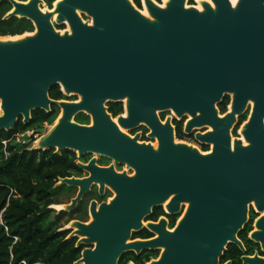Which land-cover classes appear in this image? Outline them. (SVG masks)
<instances>
[{
	"label": "water",
	"instance_id": "95a60500",
	"mask_svg": "<svg viewBox=\"0 0 264 264\" xmlns=\"http://www.w3.org/2000/svg\"><path fill=\"white\" fill-rule=\"evenodd\" d=\"M6 1L13 10L5 18L28 19L36 32L0 40V131L10 132L20 118L29 125L33 111L50 112L57 105L63 109L58 125L48 134L35 130L42 139L34 150L99 153L136 172L117 174L93 160L80 165L92 171L90 178L60 181L79 189L62 209L67 212L93 182L101 194L105 184L116 193L110 203L92 202V222L68 227L77 246H86L75 264H119L126 253L159 250L160 257L147 264H218L229 242L243 247L237 235L249 203L264 209V0H239L235 7L230 0H212L215 8L204 2V12L186 8V0H169L166 8L146 0L152 19L131 0H62L56 23L68 22L71 33L56 31L54 13H43L41 0ZM77 11L92 17L93 25ZM56 86L81 101L51 99ZM228 95L231 111L221 117L218 106ZM125 99L128 117H119L120 125L148 124L160 141L156 150L130 139L112 121L106 103ZM250 101L253 111L242 131L249 145L235 140L232 151L231 128ZM166 110L191 117L187 132L211 126L213 132L197 138L212 143V153L175 144L170 123L163 126L157 116ZM83 111L92 116L91 127L73 121ZM170 198L171 214L189 205L174 231L164 218L147 221ZM258 227L264 228V218ZM143 229L155 238L134 240Z\"/></svg>",
	"mask_w": 264,
	"mask_h": 264
},
{
	"label": "trees",
	"instance_id": "16d2710c",
	"mask_svg": "<svg viewBox=\"0 0 264 264\" xmlns=\"http://www.w3.org/2000/svg\"><path fill=\"white\" fill-rule=\"evenodd\" d=\"M11 8L8 1L0 2V37L33 32L34 26L28 19L5 18ZM49 95L53 100L65 98L60 86L51 89ZM229 104V98H225L219 105L222 114ZM111 111L117 114L121 106L112 105ZM55 117V111L36 110L32 112L28 126L20 119L10 132L0 131V264H23V261L27 264H75L86 248L77 246L78 238H70V231L61 230L64 222L84 221L80 215L76 217L79 211L70 214L62 211L52 219L55 211L50 208L60 204L53 197L65 189L55 185L77 169L76 156L70 151L60 155L54 149L30 152L27 148L31 144L16 142L17 135L41 127L45 122L52 124ZM77 120L81 124L87 123L84 115ZM163 214L162 209H155L147 221L157 222ZM170 226L173 228L174 224ZM152 236L147 229L134 233L135 239ZM158 258L159 251H145L140 255L130 252L122 256L119 264H147Z\"/></svg>",
	"mask_w": 264,
	"mask_h": 264
},
{
	"label": "flooded vegetation",
	"instance_id": "af4514ba",
	"mask_svg": "<svg viewBox=\"0 0 264 264\" xmlns=\"http://www.w3.org/2000/svg\"><path fill=\"white\" fill-rule=\"evenodd\" d=\"M41 1H42V3H40L39 6H40V9L43 13H45V11L42 9V5H44V4H47L48 12L54 13V15L51 19V22H52L53 26L55 27L56 31L62 32L61 30H64V32H62V33H65V32L71 33L70 26H69L68 22L65 21L63 24H60V25L55 23L57 21V18H58V13L56 12V10H57L59 3L62 2V0H41ZM131 1L137 10H139L144 16L152 19L149 15L147 6L145 5L146 0H138V1L137 0H131ZM153 1L156 4H158L160 7H163L165 5V1H167V0H159V1L153 0ZM230 1L236 2V0H230ZM22 2H28V0L22 1ZM203 2H205V0ZM187 5L189 7H193V8L198 9L200 12H204V10L200 8L199 0H186V6ZM12 10H13V6H12L11 10L8 12V14ZM79 12H81V11H77V14L83 20V22L88 23L90 26H92L93 25L92 17L88 16L86 13L81 12V14H80ZM32 24H33V22H32ZM56 25H58V26H56ZM33 26H34V24H33ZM35 30L36 29L34 27V31L31 32L32 33L31 35L34 34ZM25 34H30V33H25ZM60 90L63 93V95L65 96V98L61 99V100H57V101H62V100H65L68 102L74 101L71 99V97L76 96L77 94L66 95L65 92H63V89L61 86H60ZM127 103H128L127 99L122 100V101H117V102L106 103L107 112L111 116L112 121L117 125L119 130L122 133H124L125 135H127L130 139H136L137 138L138 144H145L147 146L150 145L153 149L156 150L157 148H159L160 141H159L158 137L152 136L154 133V130L148 124L140 123L136 127L131 128V129L123 128L120 125L118 118L119 117H128ZM230 103H231V101H230ZM112 105H117V106L120 105L121 111L117 114L113 113L111 111ZM218 109H219V106H218ZM53 111L56 112V117H55L54 121L57 122L58 119L62 116L63 109L57 105H54L51 107L50 112H47V113H51ZM229 111H230V104L227 106V111L225 113L222 114L220 112V116L224 117L225 114L228 113ZM252 111H253V104L250 101L248 103V106H247L243 116L241 118H239L237 120V122L233 125V127L231 128L230 133H231L232 151H234L235 140L242 141L244 147H247L249 145V142H247L245 140L244 135L242 134V131H243L244 127L249 123ZM81 115H84L86 117V119H87L86 124H81L78 122L77 118ZM157 116H158L159 122L163 126H166L167 123H170V125L172 127V134H173L175 144L188 145L194 149H197L203 155H208V154L212 153L214 145L212 143L202 142L197 138V134H199V133L202 135H205L208 132H213L214 130L211 126L206 125V126H203L202 128L194 127L191 132H187L186 127H187L188 122L191 119V117L189 115L179 117L172 110H166V111H157ZM20 119H22V118H20ZM54 121H53V123L56 124V122H54ZM73 121L80 124V125H85L88 127H91L94 124L92 116L89 115L88 113H86L85 111L74 116ZM49 125H51V124L45 122L41 127L29 129V130H31L30 132L32 135L30 137L31 140L29 142L19 141L20 140L19 136L22 135L24 132L22 134L17 135L16 142L21 144V145L31 144L27 148V150L30 152L34 151L33 145L39 140V138H40L39 136H42V135L36 134L35 130L45 129V131H46V128ZM263 125H264V120H263ZM26 126H28V125H26ZM234 128H235V130H234ZM125 130L127 132H124ZM233 130H234V132H233ZM27 131H25V132L27 133ZM234 135H235V137H234ZM54 150H55V153H57V150L56 149H54ZM65 151H70V152L74 153V155L76 156V160H77L76 161L77 169H75L72 172V175L70 177H67V178H75V179H80V180L90 178L92 175V171H89L88 169L82 168L80 165L89 166L93 160L96 161L95 162L96 167L100 168V169H113L115 173H117V174L126 173L129 177H133L136 174L135 170L132 167H129L127 164H120L117 161H115L114 159L106 157V156L101 155L99 153H86L83 156H80L78 151H71V150H65ZM65 151H62L61 154ZM62 179H65V178L59 179V181L56 183L55 187L56 188L57 187H64L63 189H65V190L53 197V199L58 200L60 202V204H53L50 206V208L53 209L54 211H55V209L53 208V206H55V208H57V209H61L58 213H56V211L53 213V214H55V216L58 215L60 212L64 211V210H62L64 208V206H60V205H63L64 199L71 200V202H72V200L74 198H76L78 193H79L78 188L69 187L67 185H61L60 181ZM100 187L101 186L99 183L93 182L89 188V191L85 193V195L82 197V200L78 203L76 208L70 212L64 211L68 214H70L74 211H79V213L76 214V217L80 215L84 219V221L73 219V220L69 221L68 223L64 222V227L66 225H69L70 223L72 224V222H74V221H79V222H82L84 224H88V223H86L88 218L89 217L92 218L91 211H90V207H91L92 202H96L97 206L99 207L103 203H110V201L116 197V196H114L112 198L111 195L112 194L116 195V193L114 192V190L109 185H107V184L104 185V194L100 193ZM171 199L172 198H170L168 201H166L159 208V209L163 210L164 214L161 215L160 218L158 219V221L161 218L166 219L168 221V228L170 229V231L175 229V227L178 225L181 218L185 215L187 208L189 206L187 203L186 204L182 203L180 212L171 214L167 210V205L171 201ZM263 218H264V209L262 211L259 210L255 201L250 202L248 205L247 222L245 223V225H243L242 230L237 235V238L243 247H241V246H239L233 242H229L228 245H226L225 250L223 251V255L219 258L218 264H251V263L252 264H262L260 262L248 263L245 261V258H248V259H255L256 258V259L264 260V241L262 238V236H264V228L258 227V224L260 223V221ZM172 223L174 224L173 228H171V226H170ZM63 228L61 230H68V231H70V234L72 233V230L68 229V227L66 229H63ZM140 232H138V233H140ZM244 232H246V233H244ZM256 233H259L260 238H258V239L254 238V234H256ZM151 234L153 235L151 238H146V239L137 238V239L149 240V239L155 238V235L153 233H151ZM133 239L137 240L134 238V235H133ZM159 255H160V251H159Z\"/></svg>",
	"mask_w": 264,
	"mask_h": 264
},
{
	"label": "rangeland",
	"instance_id": "374dc122",
	"mask_svg": "<svg viewBox=\"0 0 264 264\" xmlns=\"http://www.w3.org/2000/svg\"><path fill=\"white\" fill-rule=\"evenodd\" d=\"M42 9L45 11V12H48V6H47V4H44V5H42ZM80 14H81V12H79ZM56 23V22H55ZM56 26H58V25H56ZM62 26V25H61ZM62 32H64V30H61ZM35 32H36V30H35ZM34 32V33H35ZM30 34H32V33H30ZM25 35L26 34H23V35H20V36H14V37H12V36H9V37H0V40H3V41H17V40H20V39H23V38H25ZM63 92H64V90H63ZM74 95V94H73ZM226 98H229V100L231 101L232 100V95H228V96H226ZM71 99L72 100H74V101H71V102H79V101H81V97H80V95H76V96H72L71 97ZM225 100V99H224ZM253 104V103H252ZM254 105V104H253ZM227 114V113H226ZM57 120V119H56ZM54 122H56V121H54ZM55 123H52L51 125H49L47 128H46V133L45 134H48L50 131H51V129L53 128V127H55V125H54ZM236 128V127H235ZM235 128H234V130H235ZM234 130H233V132H234ZM31 130H28L27 131V133L26 132H24L22 135H20L19 136V138H20V140L19 141H21V142H29L31 139H30V137L32 136L31 135V132H30ZM124 132H127L126 130L124 131ZM234 134V133H233ZM40 138L42 137V136H39ZM234 137H235V135H234ZM35 138V137H34ZM33 147H34V145H33ZM112 196V198L114 197V196H116V195H111ZM69 202V203H68ZM71 200H68V199H64V202H63V205H60V206H68V205H70L71 203ZM59 206V205H58ZM53 208L55 209V211H56V213H58L61 209H57V208H55V206H53ZM55 217V214H53L52 213V219ZM93 221V219L92 218H88V220H87V222L86 223H90V222H92ZM75 222V221H74ZM147 222V221H146ZM73 223V222H72ZM64 224V223H63ZM145 225V224H144ZM70 226H72V224L70 223L69 225H66L63 229H66L67 227H70ZM160 251V255H161V253H162V251L163 250H159ZM160 255H159V257H160Z\"/></svg>",
	"mask_w": 264,
	"mask_h": 264
},
{
	"label": "bare ground",
	"instance_id": "6f19581e",
	"mask_svg": "<svg viewBox=\"0 0 264 264\" xmlns=\"http://www.w3.org/2000/svg\"><path fill=\"white\" fill-rule=\"evenodd\" d=\"M203 1H204V0H199V4H200V8L204 10V6H203V3H204V2H203ZM238 1H239V0H236V2H232L233 5H234V7L238 4ZM205 2H206V3H209L213 8H215V5H214V3L212 2V0H205ZM167 3H168V0L165 1V5L163 6L164 8H166ZM145 5H146V3H145ZM186 8H190V7L187 5ZM26 35H31V34H26ZM230 111H231V107H230ZM59 119H60V118H59ZM59 119H58V121L56 122L55 126L58 125V123H59ZM53 128H54V127H53ZM53 128H52V129H53ZM51 131H52V130H51ZM51 131H50V132H51ZM50 132H49V133H50ZM41 139H42V138H39V140L36 142L38 146H40Z\"/></svg>",
	"mask_w": 264,
	"mask_h": 264
},
{
	"label": "built area",
	"instance_id": "2783aa9c",
	"mask_svg": "<svg viewBox=\"0 0 264 264\" xmlns=\"http://www.w3.org/2000/svg\"><path fill=\"white\" fill-rule=\"evenodd\" d=\"M4 144L6 145V142H4ZM23 264H27L25 261H23Z\"/></svg>",
	"mask_w": 264,
	"mask_h": 264
},
{
	"label": "clouds",
	"instance_id": "9594fccd",
	"mask_svg": "<svg viewBox=\"0 0 264 264\" xmlns=\"http://www.w3.org/2000/svg\"><path fill=\"white\" fill-rule=\"evenodd\" d=\"M172 231H174V230H172Z\"/></svg>",
	"mask_w": 264,
	"mask_h": 264
}]
</instances>
